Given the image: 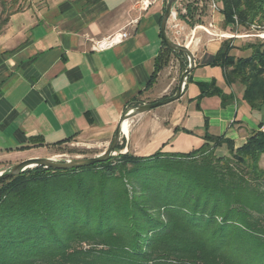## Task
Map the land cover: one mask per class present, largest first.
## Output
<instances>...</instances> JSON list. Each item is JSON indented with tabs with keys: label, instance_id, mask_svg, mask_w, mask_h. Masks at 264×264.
<instances>
[{
	"label": "trees",
	"instance_id": "obj_1",
	"mask_svg": "<svg viewBox=\"0 0 264 264\" xmlns=\"http://www.w3.org/2000/svg\"><path fill=\"white\" fill-rule=\"evenodd\" d=\"M220 3L225 30L264 27V0ZM8 8L0 35L10 16L23 10L18 0ZM194 11L187 4L177 19L201 25ZM235 39L221 41L196 67L219 68L224 84L240 85L241 99L258 111L264 107V40L238 48ZM234 50L250 53L237 57ZM180 55L162 43L145 89ZM186 83L198 89L197 109L206 97H218L222 108L235 99L214 79L193 82L189 74ZM258 126L240 147L206 129L203 143L186 153L159 149L138 157L121 153L124 144H118L117 155L102 163L37 166L0 181V264H264V125ZM30 142L44 144L40 137ZM221 147L227 155L218 156Z\"/></svg>",
	"mask_w": 264,
	"mask_h": 264
},
{
	"label": "crops",
	"instance_id": "obj_2",
	"mask_svg": "<svg viewBox=\"0 0 264 264\" xmlns=\"http://www.w3.org/2000/svg\"><path fill=\"white\" fill-rule=\"evenodd\" d=\"M26 1L27 6L10 16L0 35V154L41 150L42 146L30 142L37 137L44 147L97 130L109 134L129 104L151 103L167 94L173 82L152 97L145 89L161 50L159 19L164 0H149L145 10L141 0ZM121 32L128 37L120 44L92 48L96 41ZM220 43H208L201 62ZM195 67L190 72L192 81L209 82L197 80L194 73L209 66ZM158 76L165 78L166 69ZM219 79L217 86L235 95L231 104L222 108L218 97H206L197 109L198 93L189 96L188 88L194 84L185 79L181 97L133 117L130 134L128 121L120 141L123 152L138 157L159 149L186 153L203 143L206 129L231 139L235 147L242 146L260 123L264 125L259 121L264 113L252 111L241 99L243 88L224 89Z\"/></svg>",
	"mask_w": 264,
	"mask_h": 264
},
{
	"label": "rangeland",
	"instance_id": "obj_3",
	"mask_svg": "<svg viewBox=\"0 0 264 264\" xmlns=\"http://www.w3.org/2000/svg\"><path fill=\"white\" fill-rule=\"evenodd\" d=\"M14 0H0V16L6 17L7 13H10L11 8H8L9 5L13 3ZM20 9H24L27 6L26 0H18ZM165 3L168 0H164ZM3 3H5V7H7V11L3 12ZM187 4H191L195 7L194 11V19H199L201 21V25H194L190 27L185 25V23L179 19H177L181 24L185 26H175L177 23L172 22V18H170V24L168 25L167 37L170 41L188 46V49L191 51L194 57L195 66L196 64L201 63V57L206 52V45L213 41H223L227 38H236L233 42L235 46L242 47L246 43H256L258 41L264 40V27H255L250 26L249 28L243 27H229L226 30L222 28L223 26V18L220 15L218 9L221 7L220 0H177V2L173 5L172 11L177 13L184 14L185 6ZM17 8V7H16ZM15 7L12 9L14 10ZM184 27V28H183ZM249 51H240L234 50L232 54L237 57H246L249 55ZM181 56V55H180ZM171 57L166 66H164L156 75L154 83L151 87L146 89L149 91L150 97L160 93V90L166 83L169 84L167 94L164 95L163 98L171 97L175 94L176 88L183 72V65H188V59L186 56ZM166 69V77L158 76L159 73ZM195 78L197 80H211L215 78V81L220 78L219 74L221 73L219 68H198L194 71ZM189 76V75H188ZM173 79V80H172ZM187 79V78H186ZM222 79V80H221ZM219 79L220 83L224 86V89L227 87L223 78ZM238 88H242L240 85H236ZM198 93L195 85L190 86L188 88V94L193 95ZM156 100H151V103L156 102ZM148 104V103H146ZM161 107V106H160ZM160 107L154 108L158 109ZM152 109V110H154ZM249 109V108H248ZM262 112L259 115L264 113V107L261 108ZM241 116L240 112L237 114L236 118ZM259 121L264 122V115L259 116ZM132 119V118H131ZM129 119V134L132 128V121ZM128 121H126L128 126ZM114 131L111 133H106L104 131L97 130L95 132L89 133L86 137L83 138H73L70 142L63 143L61 145L56 146H42L41 150H36L35 152L27 151L28 148L18 150L13 153H1L0 154V173H7L11 170V168L18 164L21 161H24L29 158H49L53 161L57 162H66L73 161L76 159H87L100 155L110 144ZM128 134V135H129ZM123 140V136H121ZM120 139V141H121ZM124 151V150H123ZM129 151H125V152ZM132 154V152H129ZM153 154V153H152ZM217 154L219 155H227V151L224 147L217 149ZM117 155V152H115ZM114 155V156H115ZM133 155V154H132ZM35 156V157H34ZM31 169V168H30Z\"/></svg>",
	"mask_w": 264,
	"mask_h": 264
},
{
	"label": "water",
	"instance_id": "obj_4",
	"mask_svg": "<svg viewBox=\"0 0 264 264\" xmlns=\"http://www.w3.org/2000/svg\"><path fill=\"white\" fill-rule=\"evenodd\" d=\"M177 2V0H168L164 7V12L161 15L159 31H160V38L162 43L165 45L166 48L174 51V52H181L183 53L188 59V65L184 69L179 79L176 92L171 97H166L160 99L153 103L142 104L134 108L125 109L122 115L119 118V121L116 124L114 134L109 146L98 156L87 158V159H76L73 161H66V162H57L53 161L49 158H30L24 161L19 162L18 164L14 165L11 170L7 173H0V181L6 180L8 178L15 177L19 175L21 172L25 171L26 169L33 168V167H43L46 169H53V170H69V169H77L82 167H88L90 165L96 163H102L107 161L110 157L115 155V149L118 144H120L121 139V132H122V125L124 121H128L129 119L140 115L145 112H149L150 110L169 104L178 100L181 97V93L184 86V81L190 74V72L195 67V61L193 54L188 49V46H183L177 43L170 41L165 33V28L167 25L168 20L172 16V9L173 5Z\"/></svg>",
	"mask_w": 264,
	"mask_h": 264
},
{
	"label": "built area",
	"instance_id": "obj_5",
	"mask_svg": "<svg viewBox=\"0 0 264 264\" xmlns=\"http://www.w3.org/2000/svg\"><path fill=\"white\" fill-rule=\"evenodd\" d=\"M150 4L149 0H141V9L145 10L148 5ZM175 22L177 19V14L172 11V16L170 17ZM176 23V22H175ZM175 26H178L177 24ZM128 35L125 32L116 33L114 35H111L107 37L106 39H102L100 41H96L92 48L94 50H103L110 48L114 45L120 44L122 41L127 39ZM262 131H264V126L261 128Z\"/></svg>",
	"mask_w": 264,
	"mask_h": 264
},
{
	"label": "bare ground",
	"instance_id": "obj_6",
	"mask_svg": "<svg viewBox=\"0 0 264 264\" xmlns=\"http://www.w3.org/2000/svg\"><path fill=\"white\" fill-rule=\"evenodd\" d=\"M126 127H127V123L124 121L123 125H122V132H121V135L124 133L123 132V128L126 130Z\"/></svg>",
	"mask_w": 264,
	"mask_h": 264
}]
</instances>
